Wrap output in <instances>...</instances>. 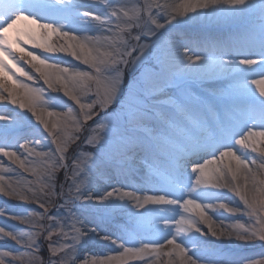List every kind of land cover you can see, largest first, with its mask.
<instances>
[{"label": "snow or ice", "instance_id": "snow-or-ice-1", "mask_svg": "<svg viewBox=\"0 0 264 264\" xmlns=\"http://www.w3.org/2000/svg\"><path fill=\"white\" fill-rule=\"evenodd\" d=\"M260 169L264 0H0V264H264Z\"/></svg>", "mask_w": 264, "mask_h": 264}, {"label": "bare ground", "instance_id": "bare-ground-1", "mask_svg": "<svg viewBox=\"0 0 264 264\" xmlns=\"http://www.w3.org/2000/svg\"><path fill=\"white\" fill-rule=\"evenodd\" d=\"M175 2H179V0H175ZM35 51L39 52L40 50H35ZM258 165H259V161H257V167H258ZM257 174H258V177L260 179H264V170L263 169H260ZM257 188L258 189L264 188V185H257ZM257 195L259 196V193H257ZM2 205H3V198H0V206H2ZM11 209H16V208H12L11 206H9V210H11ZM225 216H227V214H225Z\"/></svg>", "mask_w": 264, "mask_h": 264}, {"label": "rangeland", "instance_id": "rangeland-1", "mask_svg": "<svg viewBox=\"0 0 264 264\" xmlns=\"http://www.w3.org/2000/svg\"><path fill=\"white\" fill-rule=\"evenodd\" d=\"M264 170V169H263ZM10 211L12 212H16V211H19V209H11Z\"/></svg>", "mask_w": 264, "mask_h": 264}]
</instances>
